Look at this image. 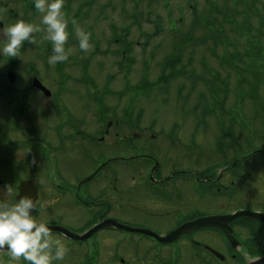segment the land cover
<instances>
[{
  "label": "rangeland",
  "instance_id": "rangeland-1",
  "mask_svg": "<svg viewBox=\"0 0 264 264\" xmlns=\"http://www.w3.org/2000/svg\"><path fill=\"white\" fill-rule=\"evenodd\" d=\"M210 3L217 6L219 11L225 9L226 3L228 6L232 5V1L228 0H210ZM66 5L69 8L66 16L75 18L80 28L91 35L90 49L78 54L77 48L79 47L78 45L74 46L69 57L75 60L90 56V77L95 84V92L94 90L92 92H109L107 87L111 88V91L119 92L128 89L129 92H137V108L143 111L139 125L142 129H150L149 131L145 130V135L154 134L155 139L161 143L166 140L180 139L183 141L184 144L181 145L183 152L178 147L173 148L170 153L168 149L165 154L160 152V160L167 167L174 166L172 163L175 162L179 166L178 163L183 162L187 170L192 168L201 173L205 172L208 167H221L241 156L251 155L246 171L248 175L254 177V180L249 186L239 187L235 191L234 202L212 196L205 190L202 193L201 187L192 182L188 183L186 187L184 186L181 195L183 197L190 194L196 195L204 201L202 204L198 201L194 203L193 199L188 197V199H184L186 206L193 205V207L185 208L188 211L194 210L196 214H219L225 212L229 207L230 210L249 207L254 211L264 208V154H254V151H264V67H260L256 72H262L261 79L257 82L249 70L246 74L242 67L237 64L233 66L235 61L229 54L235 53L238 56L242 52L241 48L246 47L242 38L236 35L234 28L228 24H223V27L213 25L215 33L220 28L224 29L223 34L214 35L220 41L215 46L209 35V29L213 26L208 27V24L202 21L211 11V5L206 0H191L190 3L188 0H68ZM192 7L195 8V11ZM259 11L262 14V11ZM215 15L219 18V24L222 23L220 13H212L210 16L212 23ZM262 15L264 16V14ZM37 22H40V16ZM257 22V19L254 18L250 20L254 27ZM157 24L158 34L154 35ZM122 25H125L129 30L125 41L132 44V50L129 54L127 52V57L129 56L133 61L132 68L127 73L124 82L121 72L115 66L120 61L118 55L123 46L120 48L118 44L112 47L108 45V40H111L113 35L119 34L118 31ZM66 30L68 36H70L69 32L75 34L71 23ZM188 33L191 35L190 39H186L183 46L175 47L179 41L184 42V36H188ZM149 35H152L151 38H148ZM250 38L252 41L253 37L250 36ZM261 40L264 48V39ZM69 41L71 42V40ZM46 42L50 43L47 40L37 39L33 43L28 42V51L19 67L23 75L30 76L27 72L29 62L32 61L36 66H40L39 61H35V47L38 49L37 54L42 59L49 58L51 52L50 49L45 50L49 45ZM72 42L75 43L74 35ZM95 44L99 45L98 49ZM128 47L131 45L128 44ZM179 48L182 52V60L181 67L178 69L186 76L171 81L167 86L164 84L163 88L158 85L157 89L148 92L146 96L141 95L140 88L142 90L147 88L146 85L141 84V81L147 80V83L151 85L155 83L166 57L172 56L174 50ZM234 48L236 49L233 50ZM105 49L107 51L119 50L116 55H113L114 52L108 54L104 51ZM225 58L230 65L221 61ZM259 58L264 62V51ZM50 65L48 69L42 67L41 76L44 84L49 88L53 91H61V103L66 108L69 107L67 109L72 110L87 106L77 96L78 93L88 94V91H83V86L69 84L65 88L64 85L57 86V84L51 83L50 77H56V75L53 71V63ZM259 65L263 66V64ZM145 71L148 72L144 78L142 74ZM70 72L73 76H75L74 73L76 77L81 76H77V72L74 70ZM107 77L110 79L109 82ZM254 85H260L256 91L252 90L253 87H256ZM69 88H73L74 92L70 93ZM209 88L213 89L209 90ZM63 89L65 91L62 94ZM128 96L123 98V102L128 99ZM42 102L45 106V101ZM114 103V97L106 98L104 102L106 106H113ZM0 107H2L1 114L5 110L2 100H0ZM90 115L93 119L92 113ZM174 145L177 146V144ZM69 161L72 164L70 158ZM116 167L124 168L125 165L118 163ZM192 184L195 187H192ZM45 196L47 199H51L47 196V192H45ZM44 200H46L45 197H43ZM139 208L141 210L120 207L117 213L111 214L109 218L113 216L121 224L132 228L153 230L158 234H164L173 227L171 222L173 207ZM48 209L50 208L45 210ZM57 209L59 222L68 227H65L66 229L78 230L82 233L88 226L86 225V215L79 209L68 207L66 203ZM148 214L165 215L170 219L167 222L153 221L146 218L145 215ZM254 221L258 222V220ZM237 231L242 239L244 232L239 229ZM211 234L210 230L203 231V233L197 234L196 239L210 244V247L213 246L212 248L220 252L221 255L226 256L218 238ZM98 240L101 245L100 253H103L102 258L106 254V259L104 262L102 260V264H119L114 257L123 258L124 263L127 264H157L152 260L153 255L148 253L158 248H161L158 249V253L164 255L159 263L173 261L176 256L175 264H197L195 257L201 253L192 245L182 243V246L177 244V246L160 247L150 238L114 229L101 231ZM61 241L63 242V240ZM256 241L258 240L254 239V243ZM89 244L91 245V241ZM82 252L84 249L79 247L69 249L64 259L56 264H79ZM204 256L203 259L207 260V255L204 254ZM210 263L224 264L215 262L213 259H210ZM225 263H228V260ZM228 264L233 263L229 262Z\"/></svg>",
  "mask_w": 264,
  "mask_h": 264
},
{
  "label": "flooded vegetation",
  "instance_id": "flooded-vegetation-1",
  "mask_svg": "<svg viewBox=\"0 0 264 264\" xmlns=\"http://www.w3.org/2000/svg\"><path fill=\"white\" fill-rule=\"evenodd\" d=\"M66 3L68 0H64L62 10L68 15L69 8ZM0 9H3V13L0 14V25L7 26L15 23L16 20L40 25V22H37L40 13L33 7V0H0ZM34 35V41L41 40L42 33L37 32ZM4 40L5 36L0 32V42ZM28 47L29 43L25 41L17 57L0 56V100L3 101L5 109L0 114V204L15 202L18 191L21 195L35 196L37 206L33 215L39 221H46L51 227L57 225L66 227L60 224L57 209L64 203L86 215L87 227H90L92 221L96 224L117 213L120 207H132V209L173 207L171 222L172 226L176 227L202 216L200 213H194V210L188 211L185 208L193 207V205L186 206L185 200L188 197L192 198L194 203L198 201L202 204L204 201L196 195L190 194L186 197L181 195V190L188 183L193 182L200 186L202 193L205 190L212 196L217 195L234 202L235 171L232 169L235 166L229 170L226 169L228 165L220 170L215 167L203 174L192 168L187 170L183 162H179V166L175 162L172 163L174 166L167 167L160 160L161 151L165 154L168 149L170 153L176 147L181 150V145L184 143L180 139L161 143L155 139L154 134L145 135V130L150 129H142L139 125L137 92L93 93L95 84H92L90 82L92 78L86 75L88 66L75 65V62L68 57L66 61L53 63L56 77H50L51 83L57 86L64 85L65 88L69 84L83 86V91H88V94H77L78 99L83 100L87 106L78 110L67 109L69 107L66 108L60 100L61 91H53L44 84L41 72L42 67L48 69V60L42 59L37 54L36 47L34 57L36 62L39 61L40 66H36L31 61L27 69L30 76L20 72L19 67ZM50 47L47 45L45 50ZM69 47L65 44L66 49ZM122 66L126 67L127 71L132 68V65L127 63H123ZM72 70H76L81 76L71 75ZM35 79L51 91L49 97L44 96L34 87ZM68 90L70 93L74 92L73 88ZM64 91L65 89L62 90V94ZM127 95H129L128 99L123 102V98ZM109 97L115 98L113 106L104 104ZM42 101H45V106ZM103 163L105 165L96 172ZM118 163L125 167L117 168ZM94 173L95 175L88 182L82 183ZM193 184L192 187H195ZM45 192L49 198L56 200L48 210L40 204L43 197L47 199ZM229 208L223 214L234 210H252L249 207L232 210ZM257 211L264 213V208ZM145 216L159 222H167L170 219L165 215ZM230 227L233 235L250 255L264 254V225L255 221L240 220L231 223ZM238 229L244 232L242 239ZM72 231L77 232V230ZM202 231L182 237L176 243L193 244L200 249L201 254L213 258L206 250L213 246L210 247V244L196 239L197 234ZM210 233L218 238L230 260L240 264V256L230 250L221 234L215 229H211ZM51 235L53 239L63 240L68 250L83 248L84 252L81 253L79 264L91 263L89 251H86L87 241L70 244L57 233ZM94 236L90 240L95 239L92 246L98 249L101 245ZM254 239L258 241L254 243ZM156 254L152 256L155 263L174 264L172 261L159 263L164 255ZM102 255V252L95 254L100 264L106 259V254L103 258ZM195 260L197 264L206 262L200 255ZM0 262L26 264L22 258L19 261L10 260L8 253L4 251H0ZM53 264L56 262L54 261Z\"/></svg>",
  "mask_w": 264,
  "mask_h": 264
},
{
  "label": "clouds",
  "instance_id": "clouds-1",
  "mask_svg": "<svg viewBox=\"0 0 264 264\" xmlns=\"http://www.w3.org/2000/svg\"><path fill=\"white\" fill-rule=\"evenodd\" d=\"M64 0H33V7L40 13V25L24 20H16L7 26L0 25L5 40L0 42V56L17 57L25 41L33 43L35 33H42L40 39L51 43L50 63L68 59L71 49H66L69 23L75 31L78 47L88 51L91 47L90 34L80 28L75 18H66L63 9ZM3 9H0V14ZM56 203L54 198L40 202L41 207L50 208ZM37 206L35 196L21 195L19 191L15 202L0 204V251L7 252L10 260L26 264H53L62 261L68 251L60 239H53L46 221H39L34 215ZM241 256L248 258V264L260 259L250 256L247 249L237 246ZM2 264V262H0Z\"/></svg>",
  "mask_w": 264,
  "mask_h": 264
},
{
  "label": "trees",
  "instance_id": "trees-1",
  "mask_svg": "<svg viewBox=\"0 0 264 264\" xmlns=\"http://www.w3.org/2000/svg\"><path fill=\"white\" fill-rule=\"evenodd\" d=\"M188 1L189 3L191 2V0ZM206 1L207 3H209V5H211V9H210L211 11L210 13H208L207 18H204V20L202 21L208 24V27H212L213 25H215V23H217V21L213 19V23H212V21L210 20L211 19L210 16H212V13H217V14L220 13L222 16V23L218 25L220 27H223V24H228L229 26H232L234 28V31L236 32V35L242 38L244 40V43L248 47H252V49L250 51H247L245 54V57L250 62L245 64L246 61L243 60L244 59L243 56L239 54L238 56L233 55V57H231L232 60L235 61V64L241 62L244 65V68H249L254 71H257V69L260 68L259 66H255L258 65L259 63L261 65L263 64V66L261 67H264V62L259 58L260 55H262V52L264 51V48L261 43L262 42L261 39H264V16L262 15L264 14V0H228V1H232V5L230 4V6L232 7L228 6V4L226 3L225 9L223 11H219V8L217 6L215 7L214 5H212L210 3V0H206ZM192 8L195 11V8L194 7ZM259 10L262 11V14ZM251 18L257 19L258 21L255 27L250 23ZM196 21L199 22L198 19H196ZM213 28L214 26L211 29H209L210 30L209 35L212 42H214L213 44L216 46L220 41H218L214 37L215 31L213 30ZM155 34H158V24L157 26L155 25L154 35ZM150 36L152 35H149L148 38H151ZM250 36L253 37L252 41ZM184 37H185L184 42H181L179 45L175 47L183 46V44L186 43V39H190L191 35L190 33H188V36H184ZM245 50L246 48H244V50L242 51L244 52ZM174 52L182 53L180 51V48L177 50L175 49ZM176 53H174L173 56L166 57V59L164 60L161 66V74L158 81L167 84L172 79L178 78L180 76H185V74L177 71L178 63L176 62L177 61L176 60L177 57L175 56ZM248 54H250V57H248ZM126 58L127 57L123 56V53L121 52L120 59L125 60ZM221 61L223 63L226 62V58L221 59ZM260 76L259 73L256 74V77L253 75L254 79L257 82H259V80L261 79ZM254 86H259V85H254Z\"/></svg>",
  "mask_w": 264,
  "mask_h": 264
},
{
  "label": "water",
  "instance_id": "water-1",
  "mask_svg": "<svg viewBox=\"0 0 264 264\" xmlns=\"http://www.w3.org/2000/svg\"><path fill=\"white\" fill-rule=\"evenodd\" d=\"M237 219H256L258 221H263L264 216L258 213H253L249 211H238L233 214L225 215V216H206L202 218L195 219L194 221L187 222L176 228L175 230L169 232L165 236H157L156 234L148 231V230H143V229H136V228H131L127 226L120 225L117 223L115 220H106L102 224L97 225L96 227H93L91 230H89L85 235L79 236L76 234H72L69 231L65 230L64 228L61 227H56L53 228L52 230L58 231L65 236L74 239V240H83L86 237L91 236L93 233H95L97 230L101 228H111L114 227L118 230L128 232V233H137V234H142L146 235L149 237H153L156 239L159 243L161 244H167V243H172L175 240H177L179 237L189 234L190 232H193L195 230H198L200 228H205V227H213L219 229L223 235L225 236L226 240L229 242L230 246L232 249H235L236 246V241L233 239L231 235V230L228 227V224L230 222H233ZM214 253V252H213ZM215 256L219 257L217 253H214ZM221 258V257H220ZM222 259V258H221ZM264 262V257L253 264H260Z\"/></svg>",
  "mask_w": 264,
  "mask_h": 264
}]
</instances>
